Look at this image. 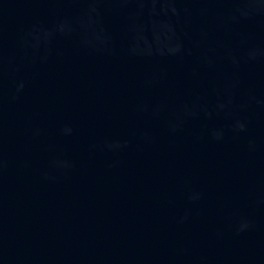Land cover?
Returning a JSON list of instances; mask_svg holds the SVG:
<instances>
[{
    "label": "water",
    "instance_id": "1",
    "mask_svg": "<svg viewBox=\"0 0 264 264\" xmlns=\"http://www.w3.org/2000/svg\"><path fill=\"white\" fill-rule=\"evenodd\" d=\"M0 264H264V0H0Z\"/></svg>",
    "mask_w": 264,
    "mask_h": 264
}]
</instances>
